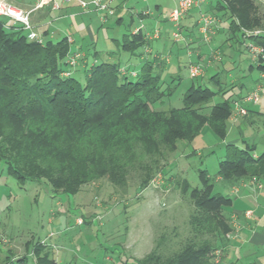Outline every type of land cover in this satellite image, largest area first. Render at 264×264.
<instances>
[{
  "label": "trees",
  "instance_id": "obj_1",
  "mask_svg": "<svg viewBox=\"0 0 264 264\" xmlns=\"http://www.w3.org/2000/svg\"><path fill=\"white\" fill-rule=\"evenodd\" d=\"M254 2L216 0L215 9L222 11L239 42L246 30L259 29L261 33L248 38L264 50V11ZM115 22L120 24L121 18ZM9 25L0 19V162L19 183L45 181L51 190L70 195L100 178L125 189L136 173L144 188L158 172L161 156L173 151L178 141L190 144L205 125L218 138L225 137L232 102L227 98L203 110L224 92L217 85L218 74L210 77L216 89L191 84L180 107L157 109L178 85L162 80L163 62L141 61L130 80L132 69L127 66L94 61L85 66L80 83L67 62L76 53L67 36L53 41L44 31L38 42ZM145 38L142 29L127 30L114 42L122 52L137 55L148 43ZM92 55L96 59L99 53ZM259 68L264 71V61ZM251 150L226 144L214 176L227 181L264 177V158L254 159ZM197 175L200 187L181 180L194 208L189 236L166 255L157 241L137 264H216L217 241L230 230L224 208L231 200L212 192L213 177L206 169L198 168ZM48 254L38 256L36 264H54Z\"/></svg>",
  "mask_w": 264,
  "mask_h": 264
},
{
  "label": "rangeland",
  "instance_id": "obj_2",
  "mask_svg": "<svg viewBox=\"0 0 264 264\" xmlns=\"http://www.w3.org/2000/svg\"><path fill=\"white\" fill-rule=\"evenodd\" d=\"M139 2L138 7L146 4L151 14L159 13V18L165 21L154 25L166 40L167 50L171 48V53L165 52L171 57V66L163 69L161 78L169 82L173 77L171 81L174 84L178 82L173 94L155 108L180 107L182 95L191 84L216 89L210 82L211 67L195 63L193 55L189 56L185 48L177 54V47L186 44L182 42V29L166 22L167 8L173 0ZM254 3L260 12L264 11V0H255ZM156 4L161 8L157 12ZM50 11L46 20L50 23L47 24L49 32H54L51 40L74 34L76 40L73 42L70 36V49L76 50L78 55L72 75L80 83L84 82L85 66L94 61H114L139 71L141 61L138 62L135 55L122 52L114 42L138 24L137 18L134 17V23L128 26L127 16L117 24L115 16L108 17L103 23L97 16L79 13L76 17H63L65 12L61 8ZM221 13V10L216 11L218 15ZM3 20L8 25L12 24L9 19ZM36 24L41 27L44 20L39 17ZM88 26L91 37L87 35L81 39L79 32ZM175 31L181 34L178 41L171 36ZM94 51L99 53L96 59L92 55ZM84 60L88 61L87 65H83ZM192 64L200 66V76H189L188 67ZM128 78L134 80L135 77L128 74ZM224 98L221 94L215 95L206 104L204 112ZM203 135L206 138V132ZM216 141L218 143L211 150L200 151L201 156L191 154L196 151L192 149L197 145L196 140L190 144L178 141L173 151L161 156L158 172L144 188L139 185V175L133 173L125 189L100 178L81 185L73 194L65 195L51 190L45 181L39 184L19 183L6 173L4 164L0 162V264H36L37 257L46 258L47 253L54 259V264H137V260L152 250L157 241L161 242L163 254H170L189 236L188 221L194 209L188 193L183 192L182 178L191 187H200L197 169L204 168L213 177V193L223 192L214 174L218 161L224 157V149L223 144L218 139ZM215 255L218 256L216 251Z\"/></svg>",
  "mask_w": 264,
  "mask_h": 264
},
{
  "label": "crops",
  "instance_id": "obj_3",
  "mask_svg": "<svg viewBox=\"0 0 264 264\" xmlns=\"http://www.w3.org/2000/svg\"><path fill=\"white\" fill-rule=\"evenodd\" d=\"M6 1L24 10L30 9L34 3V0ZM57 1L60 3V8L65 12L63 17L65 15L70 17L80 15V9L75 4L61 3V0ZM178 2L179 0H173L171 6L167 8L169 9L168 12ZM215 3L216 0H203L198 6L191 8L182 16L179 28L182 29L183 33L182 42L186 45H179L176 51L179 54L186 49V53L189 56L193 55L195 63L199 62L205 67L207 65V68L211 67L212 75L218 74L217 85L223 88L224 92L217 94H221L222 98L226 97L224 99L228 98L232 102V113L226 120L225 137L222 139L218 138L205 125L200 134L192 140V142L196 140L197 145L192 146V149H196V151L193 150L191 154H199L201 156L199 152L203 149L211 150L213 145L218 143L216 141L218 139L223 144V149L229 143L239 148H244L245 145H248L252 148L251 155L254 159L260 156L264 158V95L255 103H242V98L245 95L257 85L264 83V71L259 68L262 61H264V50L260 45L255 44L248 38L251 34L256 35L261 32L259 29L246 30L240 43L237 39L238 37L232 35L228 27V20L222 15L216 14L218 9H215ZM139 5V0H118L114 15L101 17L96 13L83 14L85 16H97L99 21L103 23L111 16L121 18V21L127 16L128 26H132L134 17L137 18L138 24L131 29V32L134 33L138 29H142L145 39L148 41L135 55L138 62L156 59L155 65L164 61V68H169L171 66V57L166 55L165 52L169 51L171 53V48L167 50L166 40L161 35L153 36L155 23H161L164 19L159 18V13L151 14L146 4L138 7ZM154 8L156 12L161 9L158 4L154 5ZM66 11H68L67 14ZM50 12L49 7H46L31 12L30 18L41 35L46 31L47 34L44 37L52 39L54 32H49L47 24L49 25L50 23H46ZM202 12L213 14L212 16L217 18L216 24L206 37L198 30V13ZM39 17L44 20L42 25L44 27H39L36 24V20ZM63 17H57L56 19ZM166 22H169L168 19H166ZM72 32L74 33V31ZM87 35L91 37L89 26L79 32L81 39ZM64 36L68 35L65 34ZM70 36L74 42L76 40L74 34ZM79 47L81 48V46ZM252 47H257L262 52L256 53L252 50ZM75 48L77 49L76 46ZM87 63L88 61L84 60L83 65ZM132 71L136 73L135 70ZM177 78L179 76L176 75ZM172 79L174 80L173 77ZM243 88L245 89L244 92L242 91ZM239 107H242L245 111L240 112L238 110ZM203 132H206V138ZM215 178L223 192L214 193L222 194L231 200L230 205L224 208L226 209L225 213L230 230L225 235L220 236L217 241L216 252H218V256H215V258L217 257L215 263L264 264V177H245L237 181H227L219 176Z\"/></svg>",
  "mask_w": 264,
  "mask_h": 264
},
{
  "label": "built area",
  "instance_id": "obj_4",
  "mask_svg": "<svg viewBox=\"0 0 264 264\" xmlns=\"http://www.w3.org/2000/svg\"><path fill=\"white\" fill-rule=\"evenodd\" d=\"M117 1L118 0H61V3H73L79 7L81 13H96L101 17H104L115 14ZM202 1L203 0H179L178 4L169 11L167 18L168 21L178 29L182 16L191 8L198 6ZM46 7H49V10H57L60 9V3L57 0H34L33 6L28 10H24L6 0H0V19H9L12 21L13 26L21 31H25L28 40L42 42L43 37L38 32L37 26L32 23L30 13ZM216 22L217 18L214 16L205 12L200 13L197 19L199 32L206 37ZM4 24L6 28L10 27L7 23L4 22ZM159 33V30L155 29L153 36L157 37ZM171 36L174 41L181 39V34L178 31L172 32ZM67 39L69 43H72L70 36H67ZM252 50L256 53L262 52V50L257 47H252ZM77 55L78 53H75L67 59V62L73 67L75 66V58ZM122 71L124 72L123 69ZM188 72L191 77H198L202 74V70L198 64L190 65L188 67ZM130 74L132 76L135 75L134 71H131ZM263 95L264 83H261L242 98V103H255ZM238 110L240 112L245 111L242 107H239Z\"/></svg>",
  "mask_w": 264,
  "mask_h": 264
}]
</instances>
